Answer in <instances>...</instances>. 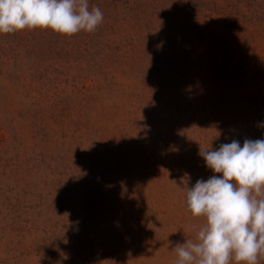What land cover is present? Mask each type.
Returning a JSON list of instances; mask_svg holds the SVG:
<instances>
[{
  "label": "rangeland",
  "instance_id": "1",
  "mask_svg": "<svg viewBox=\"0 0 264 264\" xmlns=\"http://www.w3.org/2000/svg\"><path fill=\"white\" fill-rule=\"evenodd\" d=\"M88 4L0 34V264H175L200 147L264 139V0Z\"/></svg>",
  "mask_w": 264,
  "mask_h": 264
},
{
  "label": "clouds",
  "instance_id": "2",
  "mask_svg": "<svg viewBox=\"0 0 264 264\" xmlns=\"http://www.w3.org/2000/svg\"><path fill=\"white\" fill-rule=\"evenodd\" d=\"M88 0H0V34L51 29L72 36L103 22ZM214 173L186 189L187 210L204 223L193 241L177 245L175 264H258L264 257V139L200 147Z\"/></svg>",
  "mask_w": 264,
  "mask_h": 264
}]
</instances>
